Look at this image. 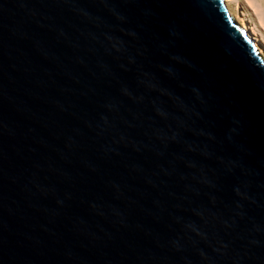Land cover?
I'll use <instances>...</instances> for the list:
<instances>
[{
	"label": "water",
	"instance_id": "1",
	"mask_svg": "<svg viewBox=\"0 0 264 264\" xmlns=\"http://www.w3.org/2000/svg\"><path fill=\"white\" fill-rule=\"evenodd\" d=\"M224 0H0V264H264V58Z\"/></svg>",
	"mask_w": 264,
	"mask_h": 264
},
{
	"label": "bare ground",
	"instance_id": "2",
	"mask_svg": "<svg viewBox=\"0 0 264 264\" xmlns=\"http://www.w3.org/2000/svg\"><path fill=\"white\" fill-rule=\"evenodd\" d=\"M240 0H224L227 9L235 19V21L246 30L247 37L254 42L259 54L264 58V33L260 27L253 22L247 11L240 6ZM258 17V22L264 28V15L257 9L252 8Z\"/></svg>",
	"mask_w": 264,
	"mask_h": 264
},
{
	"label": "rangeland",
	"instance_id": "3",
	"mask_svg": "<svg viewBox=\"0 0 264 264\" xmlns=\"http://www.w3.org/2000/svg\"><path fill=\"white\" fill-rule=\"evenodd\" d=\"M239 3L240 6L247 11L250 19L255 22L264 33V28L260 26L258 17L252 9L257 8L264 15V0H240Z\"/></svg>",
	"mask_w": 264,
	"mask_h": 264
}]
</instances>
